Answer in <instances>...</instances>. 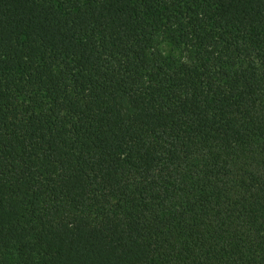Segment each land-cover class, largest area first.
I'll return each mask as SVG.
<instances>
[{"label": "trees", "instance_id": "1", "mask_svg": "<svg viewBox=\"0 0 264 264\" xmlns=\"http://www.w3.org/2000/svg\"><path fill=\"white\" fill-rule=\"evenodd\" d=\"M0 264H264V0H0Z\"/></svg>", "mask_w": 264, "mask_h": 264}, {"label": "rangeland", "instance_id": "2", "mask_svg": "<svg viewBox=\"0 0 264 264\" xmlns=\"http://www.w3.org/2000/svg\"><path fill=\"white\" fill-rule=\"evenodd\" d=\"M168 51H170L171 53H176V49L175 47H173V45L168 46Z\"/></svg>", "mask_w": 264, "mask_h": 264}]
</instances>
